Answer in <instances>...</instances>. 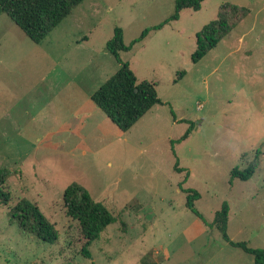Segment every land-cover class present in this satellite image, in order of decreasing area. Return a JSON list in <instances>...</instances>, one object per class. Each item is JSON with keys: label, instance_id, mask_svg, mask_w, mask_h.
<instances>
[{"label": "rangeland", "instance_id": "rangeland-1", "mask_svg": "<svg viewBox=\"0 0 264 264\" xmlns=\"http://www.w3.org/2000/svg\"><path fill=\"white\" fill-rule=\"evenodd\" d=\"M226 1L249 13L192 62L196 32ZM174 5L82 0L39 43L0 14V167L11 171L0 264H254L212 222L226 202L227 237L264 249V0H203L135 41ZM115 26L130 46L120 59L137 81L155 83L162 102L126 131L90 99L120 67L105 47ZM256 157L249 179L231 177ZM72 181L115 216L88 246L90 257L62 202ZM186 188L199 192L203 221L186 206ZM22 197L55 226L56 242L9 221Z\"/></svg>", "mask_w": 264, "mask_h": 264}, {"label": "trees", "instance_id": "trees-1", "mask_svg": "<svg viewBox=\"0 0 264 264\" xmlns=\"http://www.w3.org/2000/svg\"><path fill=\"white\" fill-rule=\"evenodd\" d=\"M82 0H0V14L5 13L30 40L35 43L42 39L56 27L73 8ZM203 0H175L174 12L161 23L144 28L135 41L141 40L149 30L158 29L163 24L176 20L181 10L191 8L198 10ZM249 13V8L231 2H222L217 16L202 25L195 34V48L191 54V61L196 63L209 50L226 36L235 25ZM123 31L115 26L112 36L105 47L120 63V67L94 90L90 99L122 131L129 129L152 106L162 103L156 91L154 82L143 79L137 81L128 62L119 57L120 51H127L130 46L123 42ZM184 71L178 72L181 76ZM190 123L180 138L188 136L193 127ZM257 168V157L240 171H233L231 177L241 180L249 179ZM180 170L179 168H177ZM11 171L0 167V204L6 205L10 193L5 187ZM186 206L201 220L203 216L194 208V201L200 197L197 190L186 188ZM62 202L65 213L77 220L79 225V242L81 253L90 257L88 246L100 237L105 227L115 220L111 210L101 201L91 197L88 189L77 181L68 183L62 192ZM8 219L28 234H32L45 242L57 241L58 231L47 220L37 205L22 197L8 210ZM228 204L223 202L221 208L215 212L212 225L222 234L223 238L232 246L241 248L253 255L254 264H264V249L252 248L242 241H232L227 237Z\"/></svg>", "mask_w": 264, "mask_h": 264}]
</instances>
